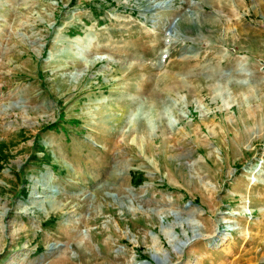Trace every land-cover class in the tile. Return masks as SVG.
Segmentation results:
<instances>
[{"label":"rangeland","instance_id":"374dc122","mask_svg":"<svg viewBox=\"0 0 264 264\" xmlns=\"http://www.w3.org/2000/svg\"><path fill=\"white\" fill-rule=\"evenodd\" d=\"M0 264H264V0H0Z\"/></svg>","mask_w":264,"mask_h":264},{"label":"bare ground","instance_id":"6f19581e","mask_svg":"<svg viewBox=\"0 0 264 264\" xmlns=\"http://www.w3.org/2000/svg\"><path fill=\"white\" fill-rule=\"evenodd\" d=\"M231 232V231H230ZM199 234V233H198ZM196 232H192V236L191 237H189L188 235L187 236H185V238H184V240L183 241H178L179 242V244L177 243V244H175V242L173 243V242H171V245H172V247L174 248V249H176L178 246H180V247H182V246H185L186 244H188L190 241H189V239L191 240V239H196L199 235H198ZM176 245H178V246H176ZM182 245V246H181ZM154 259H155V261L157 262V263H159V262H161V260H159L158 258H156V257H153Z\"/></svg>","mask_w":264,"mask_h":264},{"label":"built area","instance_id":"2783aa9c","mask_svg":"<svg viewBox=\"0 0 264 264\" xmlns=\"http://www.w3.org/2000/svg\"><path fill=\"white\" fill-rule=\"evenodd\" d=\"M256 181H257V179H256ZM251 213H253V211L249 210V214H251ZM227 232H230V230H228Z\"/></svg>","mask_w":264,"mask_h":264},{"label":"clouds","instance_id":"9594fccd","mask_svg":"<svg viewBox=\"0 0 264 264\" xmlns=\"http://www.w3.org/2000/svg\"><path fill=\"white\" fill-rule=\"evenodd\" d=\"M172 119H174V118L170 117V120H172Z\"/></svg>","mask_w":264,"mask_h":264}]
</instances>
